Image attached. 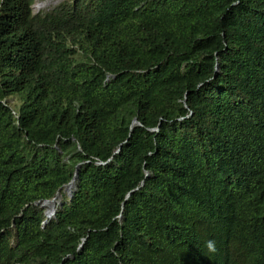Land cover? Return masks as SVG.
I'll return each mask as SVG.
<instances>
[{
    "label": "trees",
    "instance_id": "obj_1",
    "mask_svg": "<svg viewBox=\"0 0 264 264\" xmlns=\"http://www.w3.org/2000/svg\"><path fill=\"white\" fill-rule=\"evenodd\" d=\"M32 2L0 0V264H264V0Z\"/></svg>",
    "mask_w": 264,
    "mask_h": 264
},
{
    "label": "clouds",
    "instance_id": "obj_2",
    "mask_svg": "<svg viewBox=\"0 0 264 264\" xmlns=\"http://www.w3.org/2000/svg\"><path fill=\"white\" fill-rule=\"evenodd\" d=\"M46 0H33V2L31 3L30 5V9H31V12L33 15H45L46 13L48 12H51L57 5L53 6L52 8L48 9V10H44V5L43 3L45 2ZM65 1V0H64ZM63 2V1H62ZM10 101V100H9ZM11 102V101H10ZM12 103V102H11ZM208 246H209V249L210 250H214V242L213 241H209L208 242Z\"/></svg>",
    "mask_w": 264,
    "mask_h": 264
},
{
    "label": "water",
    "instance_id": "obj_3",
    "mask_svg": "<svg viewBox=\"0 0 264 264\" xmlns=\"http://www.w3.org/2000/svg\"><path fill=\"white\" fill-rule=\"evenodd\" d=\"M136 123H139L136 119L134 120V123L133 124H136ZM157 130H158V128H157ZM78 170H79V165H77V168H76V171H75V174H74V177L72 178V180L67 184V185H70L77 177H78ZM67 187V186H66ZM65 191H66V188H65ZM60 194H59V192L57 193V195L53 198V199H50V200H45L43 203H42V206H44V204L46 203V202H49V201H52V200H54L56 197H58ZM67 195L69 196V197H73V195H74V192H68L67 193ZM62 204V201L61 200H59V205H61ZM56 212H57V208L56 209H54L51 213H48L47 211H46V215H47V218H52V217H54L55 216V214H56ZM120 217H122L121 215H120ZM46 222V221H45ZM83 244H81V246H82Z\"/></svg>",
    "mask_w": 264,
    "mask_h": 264
},
{
    "label": "bare ground",
    "instance_id": "obj_4",
    "mask_svg": "<svg viewBox=\"0 0 264 264\" xmlns=\"http://www.w3.org/2000/svg\"><path fill=\"white\" fill-rule=\"evenodd\" d=\"M67 187H68L69 192L74 190L76 187V179L70 185H67ZM58 200H60V195L58 197H56L54 200L46 202L44 204V206L48 207V210H47L48 213H51L55 209V206H56V203L58 202Z\"/></svg>",
    "mask_w": 264,
    "mask_h": 264
},
{
    "label": "rangeland",
    "instance_id": "obj_5",
    "mask_svg": "<svg viewBox=\"0 0 264 264\" xmlns=\"http://www.w3.org/2000/svg\"><path fill=\"white\" fill-rule=\"evenodd\" d=\"M62 1H64V0H46V1L43 3V5H44V10H48V9L52 8L53 6L57 5L58 3L62 2ZM10 101H11L12 103H15L13 97L10 98ZM14 107L17 109L16 106H14ZM117 151H119V150H117ZM66 191H67V192H66ZM66 191H65L66 193L69 192V191H68V187H67V190H66ZM61 198H62V196L60 195V200H61ZM57 203H59V200H58ZM45 207H46V206H45ZM56 207H57V205H56ZM47 210H48V207H47Z\"/></svg>",
    "mask_w": 264,
    "mask_h": 264
}]
</instances>
